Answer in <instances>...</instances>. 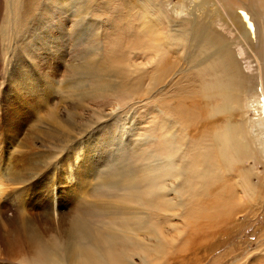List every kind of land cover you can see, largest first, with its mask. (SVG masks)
<instances>
[{"label":"rangeland","instance_id":"1","mask_svg":"<svg viewBox=\"0 0 264 264\" xmlns=\"http://www.w3.org/2000/svg\"><path fill=\"white\" fill-rule=\"evenodd\" d=\"M185 5L182 7L180 0H0V125L4 126H0V138L5 139L7 133L4 121L9 118L11 100L17 95L20 100L19 96H29L32 91L20 76L42 86L48 94L40 111L19 114L16 123L20 142L29 141L38 149V156L27 146L8 142L0 148L4 149L0 156L8 161L14 152L17 160L22 159L16 162L28 166L32 160L45 163L56 151L55 173L61 172L62 178L65 166L61 161L67 151H81L88 160L81 168V179L73 184L78 194L75 211L83 222L80 228L88 223L99 237L96 246H106L110 252L111 242L119 250L124 236H129V264H212L215 255H224L228 249L235 252L217 264H253L247 259L259 256L246 253L261 239L264 242L262 230L253 231L263 222V213L254 221V213L245 220L233 213L224 214L223 222L211 220L219 226L209 231L221 232L215 243L206 242V230L189 223L190 206L201 192L197 184L203 180L199 178L204 164L200 155L218 150L204 133L206 61L221 48L233 53L237 45L228 31H223L224 36L215 32L221 27L213 3L206 4L203 21L191 23L187 20L194 18L189 13L192 0H185ZM194 26L198 31L191 32ZM207 38L222 42L216 40L209 47L205 45ZM242 68L239 79L246 92L241 100L246 103L257 96L261 85H256L255 62L249 71L245 61ZM108 74L112 76L108 78ZM111 78L118 79H114L119 81L117 86ZM258 92L263 94L260 88ZM219 103L218 98L212 99V116L220 118L213 135L228 124H244L248 146L243 149V159L250 163H240L234 170L217 158L211 164L220 170L217 173L235 177L231 176L235 181L233 204L242 203L240 214L254 212L253 198L264 204V164H256L264 161V141L254 132L246 109L233 103L229 113L218 114L215 108ZM180 109L183 116L172 112ZM188 111L194 115V124L187 117ZM250 115L253 120V112ZM168 159H175V164H163ZM152 162L158 164L150 166ZM158 165L177 168L179 173L147 179ZM10 169L11 165H4L0 178H9ZM251 182L256 186L255 197L248 194ZM139 222H143L141 227ZM235 224L242 226L237 229ZM47 234L46 240H51L54 234ZM62 241L58 243L64 247L66 240ZM225 241L229 243L223 250H217L215 246ZM133 243L139 252L134 251ZM212 247L214 255L204 259V252ZM96 255L93 259L104 257ZM105 256L108 264H115L114 256ZM43 257L46 262L51 258ZM68 258L62 257L61 262L76 264L80 260L77 256ZM235 259L237 263L232 262ZM29 263L30 259L22 258L17 264Z\"/></svg>","mask_w":264,"mask_h":264},{"label":"bare ground","instance_id":"2","mask_svg":"<svg viewBox=\"0 0 264 264\" xmlns=\"http://www.w3.org/2000/svg\"><path fill=\"white\" fill-rule=\"evenodd\" d=\"M180 2L182 7L186 6L185 0H180ZM210 3H213L214 7L217 8L218 25L221 27V30L215 28V32L220 36H224L223 31H228V33L235 36L234 43L237 45V49L233 53L226 48H221L216 51L213 57L207 59L209 74L207 77L205 76L203 86V94L207 98V110L205 111L206 130H204V133L209 142L213 141L217 144L218 150L216 154L207 151L200 155V159L204 161L202 175L199 176L203 180L197 184L201 186V194L199 193L198 195L200 196L192 201V206H190L192 219L189 223L199 226L203 231L206 230L204 231L206 242L215 243L219 240L221 232L219 229L217 231H209L214 225L219 226L211 223V220L223 222L225 220L224 214L230 216L231 213H233V216L238 214L245 220L251 213H254L255 215L251 216L254 221L262 213L264 214V204H260L254 198L252 203L249 202L253 207H257L254 212L250 210L246 214H240L242 210L238 206L242 203L239 205L233 204L235 198V181L233 182L231 179L233 175L217 173L220 170L211 164L217 158L220 163H226L229 169L234 170L240 163H250L243 159V149L248 146L243 134L244 124H228L224 130L218 131L213 135V130L220 126V118H213L212 116L211 104L213 98L220 100V103L215 108V112L218 114L229 113L234 108L233 103H237L241 110L246 109V115L249 116V123L253 125L254 132L259 139L264 141V0H192L189 13L194 18L187 21L190 23L192 21H203L205 19L206 4ZM190 31L194 32L198 31V29L194 26ZM182 33L188 36L187 30L182 31ZM216 40L222 42L220 38H207L205 45L212 47ZM244 61L247 63L248 71L251 70V64L256 63V68L254 69L257 71L255 76L257 79L256 85H261L257 88V96L254 99H248L246 103L241 100V94L246 92V90L239 79L244 73L242 68ZM91 69L88 68V70ZM112 74L106 76L110 78ZM20 77L27 81V83L24 81L23 85L26 88H31L32 91L29 96H19L20 100L18 95L16 100H11L12 104L7 111V117L9 118L4 121L7 133L6 136H3L5 139L0 138V148L3 147L4 142L16 144L17 147L23 145L27 146L26 149L29 152H33L34 156H38V149L34 145H30L29 141L20 142V127H16V123L19 124V114L27 115V112L35 114L37 110L40 111L41 104L48 101L45 99L48 94L47 90L42 86H37V83L34 85L24 76ZM114 79L118 80L117 78ZM114 79L111 83L116 85L117 81H114ZM259 88L260 92H263L262 95L258 92ZM172 112L181 116L184 114L182 109ZM250 112H253L255 116L253 120L250 119ZM193 116L190 111L187 112L188 119L194 124ZM0 120L2 121V119ZM0 126H3V124ZM197 127L196 125L195 129ZM30 141L32 142V140ZM2 150L0 149V153ZM54 153L56 151L51 152L49 160L45 163L32 160L28 166L25 162H21L19 165L17 162L22 159L17 160L16 156L18 155H15L14 152H10L8 161L3 159V156H0V169L4 165H11V171L9 170L11 176L5 180L0 178V264H17L22 258L30 259L29 264H65L61 262V258L65 259L66 256L67 258L69 257L68 260L71 259V256L79 257L80 260L76 264H108V257L105 254L114 256L115 264H129L130 260L127 258L129 255L127 250L129 236H124L123 247L119 250L115 249L116 243L111 242L109 244L110 252L106 246H96V238L99 237L92 232V227L88 223L84 224L85 227L83 229L80 228V222L82 221L75 211L77 206L75 202H77L78 194L73 184L76 180L79 181L81 179V168L84 167V163L88 160L86 156L77 148L73 149V151H67L66 157H63L64 159L61 161V164L65 166V173H62L63 176L60 178L59 174L61 172L55 173L57 166L56 161L53 160L56 158ZM53 155L55 156L53 157ZM11 160L13 162L17 160V162L13 164V162L10 163ZM157 161L160 164L159 160ZM158 163L152 162L150 166ZM163 164H175V159H168ZM256 164H264V161ZM160 165L156 166L157 172L153 168L155 173H151L147 179L154 180L156 175L177 176L179 173L177 168ZM51 175H58L59 177ZM238 183L242 182L238 180ZM249 187L251 189L249 188L248 194H253V197H255V184L251 182ZM246 190L247 188L245 187L243 191L245 194ZM136 201L140 203L138 197ZM139 223H141V227L143 222ZM146 224L148 226L147 222ZM235 225H237V229L242 226ZM259 230H262L261 237H263L264 219L253 231L257 232ZM48 232L54 234L51 240H46L49 237ZM216 232L218 235L214 237ZM62 238L66 240L64 247L58 243L62 241ZM138 239L142 241L140 235ZM158 239L156 238V240ZM228 243L229 241L220 242L215 247L217 250H223L222 246H226ZM240 243H243V241L240 240ZM132 245L135 252L140 251L136 243ZM209 245L206 244V246ZM233 245L235 246V244ZM238 247L239 245L235 249ZM213 249L214 247L204 252V259H211L214 255ZM232 251L235 252L234 249H228L224 255H221V253L220 256L215 255L212 264H217L223 256ZM80 254H83V256H80ZM96 254H99V256L103 254V259H93V256H97ZM43 256H50L51 258L46 262L47 258ZM246 256H259L247 260L248 262L252 260L253 264H264L263 240L261 239L253 251L247 250ZM232 262L237 263L236 259ZM229 264L231 263L229 262Z\"/></svg>","mask_w":264,"mask_h":264}]
</instances>
